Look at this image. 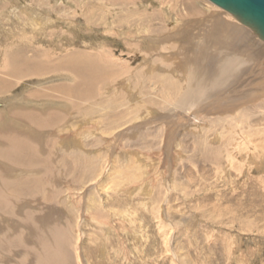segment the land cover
I'll list each match as a JSON object with an SVG mask.
<instances>
[{
	"label": "rangeland",
	"instance_id": "1",
	"mask_svg": "<svg viewBox=\"0 0 264 264\" xmlns=\"http://www.w3.org/2000/svg\"><path fill=\"white\" fill-rule=\"evenodd\" d=\"M235 25L208 0H0L1 68L23 52L100 71L82 100L57 89L77 85L69 70L5 76L0 264H264V95L217 111L245 94L236 83L210 108L179 107L193 75L204 89L231 82L217 74L226 53L250 62ZM21 110L43 122L12 123ZM6 130L32 151L7 148Z\"/></svg>",
	"mask_w": 264,
	"mask_h": 264
},
{
	"label": "bare ground",
	"instance_id": "2",
	"mask_svg": "<svg viewBox=\"0 0 264 264\" xmlns=\"http://www.w3.org/2000/svg\"><path fill=\"white\" fill-rule=\"evenodd\" d=\"M213 6H215V5H213ZM218 8H220V7H218ZM220 9L223 10L228 15H231L226 10H224L222 8H220ZM231 16L234 19L236 25H235V27L233 26L231 28L232 32H231L230 37L233 39V41L237 40L239 43L242 42V44L238 46L239 48L241 46L244 48V50H240L241 52L246 53L249 50H252L250 52V55H252V53H254L253 56H249L246 53V56H247L246 58L249 59L250 62H248V60H247L248 64H242L243 63L242 61H244L246 59H240L239 58L240 59L239 60L237 58V61L238 60L240 61V63H239L240 68L237 69V67H239V66L234 68V63H236L237 61H233L232 59H230L234 55L230 54V53H226L227 56L225 55L223 60L222 59L220 60V64H219L218 69H217L218 70L217 74L220 73L221 70H223V72H224L223 76L231 82H229V84L226 86L224 85V87H222V86L221 87L220 86L215 87L212 84L210 85L211 87H209L206 84L205 87H207V89H204V86H198V84L196 85L197 77L195 75H193L192 78L194 79V82H190L191 79L188 81V84L192 83V89L193 90L191 92L186 91L185 93H183L184 95H182L181 103H179L180 104L179 107H181V104L183 107V104L188 101L186 98L191 97L192 100L193 99L198 100L199 103L198 102L197 103H195V102L191 103L192 107L190 108V111L196 109L197 104L203 105L202 107H200L202 109H204L205 107L210 108L209 105L210 104L214 105V101L217 102L219 100L218 96H220L223 93H226V96H227V97H225L226 99H228V98L230 99L231 95L234 93V91L235 92L237 91V89L232 91L230 88H232L233 85L236 83H238V85L236 87L234 86L232 89H235V88L240 87L241 85H244L247 87V90L244 91L245 94L238 96L237 98L232 96L233 99L231 98L228 102H226L227 105H225V106H227V107H224V106L216 107L217 111H225V110L234 109L238 105H245V104L251 102L250 99L255 101V99L261 98L262 95H264V46L262 44L259 45L258 43L253 42V39L250 38V36H249L250 34L247 31V29L250 31V33H252L253 36H255L257 39H259V36L257 35L255 30H253L251 27H249L245 24H242L241 21L238 20L237 17L235 18L233 15H231ZM214 34H216V33H214ZM178 36H179V34H178ZM253 43H256V45ZM262 43H264V41H262ZM228 44H230V43L229 42L228 43H217V46L220 48L221 46L228 45ZM240 51H238V52H240ZM22 53L21 52L20 53L15 52V53L11 54L10 56L8 55L7 58H5V57L3 58L2 62H1L2 68L0 67V74H3L4 76H0V94L5 93L7 90L9 91L12 88V82H9L8 79L5 78V76L9 77V79L11 78L14 80V79H22L24 77H31V75L32 76H41V75H46V74H48L50 72H54V71L55 72L56 71L63 72L65 70H69V72L72 73V75L75 77V79L78 80V83H76L77 85H74V87L72 86V88L70 86L68 88L67 85L66 86L61 85L57 89L61 90V92H63L64 94L67 92H70L69 94H72L75 97L81 98V100H82V98L89 96L88 92L91 90L92 86L95 84L94 80H93L94 76L98 72H100V71H97L98 70L97 67L95 68L96 62L92 60L95 58L91 57L92 59H89L84 55L81 56V55H77V54H72L70 56H66L64 59H61L59 62L58 61L52 62L50 60L43 61L42 59L38 58L37 55H35V56L33 55L31 57H29V56L25 57V56H23ZM209 53H210L209 56L206 55V58L210 59V61H211L210 65H211L215 62V60H217L215 56L218 55L219 53L218 52L215 53L214 56H213L212 51H210ZM201 54L202 53L197 54L198 56L194 60H196L198 62H202L200 59V56H199ZM220 55H221V53H220ZM219 59H220V57H219ZM195 63H197V62H195ZM93 65H94V68L90 70V68ZM255 68H256V70L254 71ZM103 69H104V67H103ZM234 69L238 70L236 74L234 73ZM246 72H248L247 75H246ZM210 75H212V74H210ZM223 76H221V77H223ZM216 77H218V75H216ZM214 81H215V79L213 80V82ZM83 86L86 87L85 88L86 91H84L82 93L79 89H80V87H83ZM32 95L34 97L45 96V94L40 93L38 91L33 92ZM184 97H185V100H184ZM204 98L206 99L205 101H204ZM221 98L223 99V97H221ZM192 100H190V102ZM194 111H195V113L197 112L196 110H194ZM194 111H192L191 113H193ZM42 113L43 112L37 113L34 110H32V111L31 110H21V111L15 112V113H9V115L12 116L11 117L12 123L13 122L18 123V120H20V123H23V121L25 120V121H28L30 123H32V121H35V122H39L41 124L43 122L41 120V118L43 116V115H41ZM44 115L47 116V118H48L47 121H50L52 118L58 117V115L56 113L52 112V110L45 111ZM9 123L10 122H9V118H8V121H5L3 126H5L7 129ZM10 132L12 133L13 131H10ZM6 134H8V137L10 138L9 139L10 145H8L7 148H9L15 152H16V149L19 150L22 148H27L28 150H30V152L32 151L31 149H33V146H31L28 143V141L23 137L25 135H23L22 133L15 131L13 133V135H11L6 130ZM5 136L6 135L0 134V138L5 137ZM21 145H23V146H21ZM165 146L168 149V147H169L168 144H166ZM49 260L53 261L54 257H53V259H49Z\"/></svg>",
	"mask_w": 264,
	"mask_h": 264
},
{
	"label": "water",
	"instance_id": "3",
	"mask_svg": "<svg viewBox=\"0 0 264 264\" xmlns=\"http://www.w3.org/2000/svg\"><path fill=\"white\" fill-rule=\"evenodd\" d=\"M216 7H220L242 24L256 31L259 39L264 41V0H208Z\"/></svg>",
	"mask_w": 264,
	"mask_h": 264
}]
</instances>
